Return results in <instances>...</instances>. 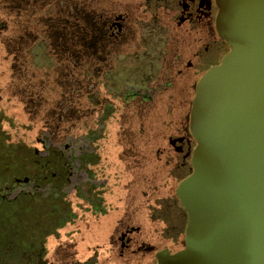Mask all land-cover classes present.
Segmentation results:
<instances>
[{
    "label": "flooded vegetation",
    "instance_id": "flooded-vegetation-1",
    "mask_svg": "<svg viewBox=\"0 0 264 264\" xmlns=\"http://www.w3.org/2000/svg\"><path fill=\"white\" fill-rule=\"evenodd\" d=\"M216 12V0H0L1 52L7 46L32 51V37L44 30L77 47L79 58L86 54L84 61L94 63L105 54L97 67L113 64L103 78L138 81V89L120 86L113 97L120 96V113L143 115L146 124L142 121L133 136L134 149L140 143L146 161L144 178L134 181L133 190L94 194L91 188L84 192L94 201L78 200L87 206L59 199L43 217L31 207H14L30 193L10 195L19 183L33 182L34 199L41 183L64 182L70 148L68 142L61 146L37 137L29 160L33 176H14L0 186V264H171L186 248L189 214L182 194L199 145L190 130L192 100L200 79L231 53L216 30ZM42 57L47 58L39 54L30 60V70ZM101 95L87 96L91 113ZM111 166L96 165L100 181L119 178ZM25 177L26 182L16 181ZM73 177L81 182L86 174ZM20 214L24 221H15Z\"/></svg>",
    "mask_w": 264,
    "mask_h": 264
},
{
    "label": "water",
    "instance_id": "water-1",
    "mask_svg": "<svg viewBox=\"0 0 264 264\" xmlns=\"http://www.w3.org/2000/svg\"><path fill=\"white\" fill-rule=\"evenodd\" d=\"M216 3L231 53L192 100L199 145L182 194L186 248L171 264H264V0Z\"/></svg>",
    "mask_w": 264,
    "mask_h": 264
},
{
    "label": "rangeland",
    "instance_id": "rangeland-1",
    "mask_svg": "<svg viewBox=\"0 0 264 264\" xmlns=\"http://www.w3.org/2000/svg\"><path fill=\"white\" fill-rule=\"evenodd\" d=\"M48 34L44 30L35 33L32 51L12 50L9 46L5 51H0V186L7 184L14 176H33V165L29 160L33 159L32 148L37 137L45 141L48 138L49 142H60L61 146L69 143L70 149L65 154L67 167L64 182L60 184L52 181V185L41 183L34 199L33 182L27 185L19 183L10 195L19 191L30 193L31 197L21 199L14 207L22 211L23 208L31 207L32 212H38L40 217L43 213L49 215L52 211L46 207L53 206L61 199L69 203L72 198L94 201L84 192L91 188L94 194L118 187L130 192L134 188V181L139 176L144 178L141 174L146 166L141 144L138 143V151L134 149L138 138L133 137L142 124L143 115L120 113V96L113 99L120 93V86L138 89V81L114 82L110 77L103 78L104 72L111 69L113 64L108 61L106 69L97 67V63L106 60L105 54L97 62L84 61L80 58L86 59L87 56L80 54L79 58L77 47L72 48L59 37L52 38ZM81 49L80 46V52ZM39 54L47 58L39 59L37 66L30 70V60ZM32 76L37 79L33 81ZM96 91L102 95L99 105H96V112L91 113V105L86 98L89 93ZM47 109L49 115L42 111ZM57 114L59 116H55ZM143 123L146 125L145 121ZM78 147L84 149L82 153L75 152ZM137 157L138 163L135 161ZM106 164L112 165L110 173L119 174L118 179L112 177L104 183L105 177L100 181L99 175L103 173L96 170V165L102 167ZM82 172H85L86 178L76 182L73 175ZM69 173L71 176L68 178ZM15 217V221L22 222L25 219L22 214Z\"/></svg>",
    "mask_w": 264,
    "mask_h": 264
}]
</instances>
